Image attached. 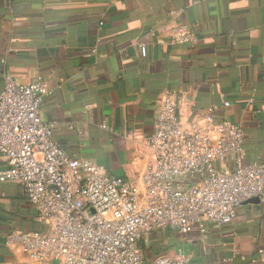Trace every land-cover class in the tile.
I'll use <instances>...</instances> for the list:
<instances>
[{"label": "crops", "instance_id": "crops-1", "mask_svg": "<svg viewBox=\"0 0 264 264\" xmlns=\"http://www.w3.org/2000/svg\"><path fill=\"white\" fill-rule=\"evenodd\" d=\"M176 24L194 41L172 43ZM0 60L16 81L45 85L40 118L65 152L109 175L141 185L155 112L179 94L191 99L184 126L206 114L239 124L245 163L264 162V0H0ZM13 230L43 227L22 188L3 183L0 264L25 261L5 244ZM138 247L147 259L180 248L189 264H264V205L242 203L229 225L155 234Z\"/></svg>", "mask_w": 264, "mask_h": 264}, {"label": "built area", "instance_id": "built-area-1", "mask_svg": "<svg viewBox=\"0 0 264 264\" xmlns=\"http://www.w3.org/2000/svg\"><path fill=\"white\" fill-rule=\"evenodd\" d=\"M194 38L186 25L172 29L174 44ZM138 49L145 58L147 47ZM3 64L0 184H18L43 227L6 235V246L25 258L12 264H189L180 248L147 259L138 245L168 231L186 235L204 223L229 225L251 198L264 205V162L245 163L241 126L214 123L210 114L184 126L179 111L191 104L187 94L165 96L155 112L147 140L152 158L139 185L69 156L54 126L40 118L45 85L18 82Z\"/></svg>", "mask_w": 264, "mask_h": 264}, {"label": "water", "instance_id": "water-1", "mask_svg": "<svg viewBox=\"0 0 264 264\" xmlns=\"http://www.w3.org/2000/svg\"><path fill=\"white\" fill-rule=\"evenodd\" d=\"M243 204H256V205H258L259 200L257 198H251V199L245 201Z\"/></svg>", "mask_w": 264, "mask_h": 264}, {"label": "rangeland", "instance_id": "rangeland-1", "mask_svg": "<svg viewBox=\"0 0 264 264\" xmlns=\"http://www.w3.org/2000/svg\"><path fill=\"white\" fill-rule=\"evenodd\" d=\"M161 234H163V233H159L158 236L161 235ZM154 235H155V234H154Z\"/></svg>", "mask_w": 264, "mask_h": 264}, {"label": "trees", "instance_id": "trees-1", "mask_svg": "<svg viewBox=\"0 0 264 264\" xmlns=\"http://www.w3.org/2000/svg\"><path fill=\"white\" fill-rule=\"evenodd\" d=\"M229 104V103H228ZM169 232V231H168ZM166 233V232H165Z\"/></svg>", "mask_w": 264, "mask_h": 264}]
</instances>
